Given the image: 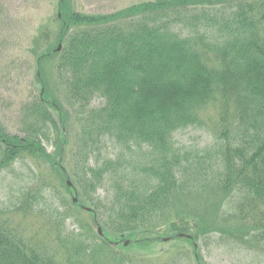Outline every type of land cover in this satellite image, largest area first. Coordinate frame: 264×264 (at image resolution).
Segmentation results:
<instances>
[{
	"label": "trees",
	"instance_id": "1",
	"mask_svg": "<svg viewBox=\"0 0 264 264\" xmlns=\"http://www.w3.org/2000/svg\"><path fill=\"white\" fill-rule=\"evenodd\" d=\"M58 1L59 32L36 57L41 90L23 137L0 126V172L33 159L50 170L27 182L21 202L25 213L42 207L46 225L31 235L1 219L0 264H176L148 251L163 232L195 258L200 234L264 254V0H235L228 16L212 10L216 0H156L108 17ZM50 59L54 88L40 78ZM208 122L214 160L207 152L189 163L174 135ZM105 140L121 152L100 164Z\"/></svg>",
	"mask_w": 264,
	"mask_h": 264
},
{
	"label": "rangeland",
	"instance_id": "2",
	"mask_svg": "<svg viewBox=\"0 0 264 264\" xmlns=\"http://www.w3.org/2000/svg\"><path fill=\"white\" fill-rule=\"evenodd\" d=\"M148 1L156 0H69V3L70 8L81 15L108 17ZM226 1H228V5L224 4V6L217 0L212 2L216 5L212 10L221 11L218 14L230 15V11L234 10L238 3L234 2L235 0ZM193 4L203 5L200 3ZM58 5V0H0V126L7 135L23 137L21 131L26 122V116L31 104L39 97L41 85L36 80V57L47 44L50 45L49 41L52 43L56 39L59 32L61 23L58 19L61 16L59 15L57 18ZM122 16H126V14L119 16L120 22L125 21L123 19L125 17ZM48 61L50 64L46 71L40 75V78L50 81L52 88H54V65L56 61L52 59ZM56 95L59 97L61 105L70 114V118L74 120L76 114L73 113L75 111L65 104L61 94ZM100 104V100H95L91 106L98 107ZM209 123L206 127L189 128L174 135L176 148L183 157L187 158L189 163H194L198 158L206 157L207 152L211 160H214L217 144L213 134L208 129ZM36 126L39 127V124ZM42 130L47 132L46 127ZM69 132L72 137L74 130L71 128ZM43 145L49 155L55 152L46 143L43 142ZM120 149L112 142L105 140L98 155L99 163L101 164L104 159L114 160L121 152ZM134 151L137 153V149ZM138 158L136 156L135 160ZM213 165L214 170H216L218 166L216 163ZM49 171L48 166L43 161L33 159L32 161L18 162L8 170L0 172V220L5 219L11 226L20 231L24 230L26 234L36 235V232L44 230L46 216L44 213L37 212L42 210V207L28 210L25 213V210H21V202L23 195L28 191L26 188L31 185L27 182L31 181L32 183L35 178L38 180L47 178L51 174ZM53 176L57 182L56 176ZM25 183L28 186H25ZM55 185L60 186L58 182ZM98 193L104 197L102 192ZM74 196L72 194V200ZM238 206L239 202L237 206L230 204L226 210L232 213L235 209L237 210ZM179 207L177 206V208ZM244 210H246L245 206ZM44 211L46 212L45 209ZM65 226L68 231L74 229L70 220L66 221ZM235 227L237 226L235 225ZM163 234L165 238L163 243L155 242L148 250L155 255L159 253L160 260L163 262L173 260L176 264H264V254L248 252L236 245H224L223 242H220L222 238L218 235L215 237L198 235L195 245L193 244L196 250L195 258L194 252L188 244L183 241H170L168 239L170 235H167L166 232ZM180 236L179 238H182ZM134 251L138 254L141 250L136 248ZM149 252L146 254L152 255Z\"/></svg>",
	"mask_w": 264,
	"mask_h": 264
},
{
	"label": "water",
	"instance_id": "3",
	"mask_svg": "<svg viewBox=\"0 0 264 264\" xmlns=\"http://www.w3.org/2000/svg\"><path fill=\"white\" fill-rule=\"evenodd\" d=\"M60 48H61V46L58 47L57 52L60 51ZM67 185H68L69 187H71V184H70L69 181H67ZM72 202H73L74 204L77 203L76 195L74 196ZM84 210L87 211V212H89V213L91 212V210H89V209H87V208H84ZM96 231H97V234H98L100 237H103L102 230H101L100 227H97V228H96ZM180 237H185V236H180ZM115 244L118 245L119 243H115ZM128 244H129L128 241H124L123 246L126 247V246H128Z\"/></svg>",
	"mask_w": 264,
	"mask_h": 264
}]
</instances>
